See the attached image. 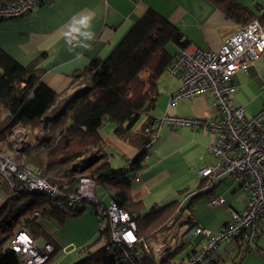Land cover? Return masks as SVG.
Listing matches in <instances>:
<instances>
[{
    "label": "trees",
    "instance_id": "1",
    "mask_svg": "<svg viewBox=\"0 0 264 264\" xmlns=\"http://www.w3.org/2000/svg\"><path fill=\"white\" fill-rule=\"evenodd\" d=\"M207 1L241 26L258 20L264 27L263 7L257 13L237 0ZM170 44L180 51L191 43L177 26L148 9L106 59H93L84 70L72 75L76 87L68 98L64 97L66 93L58 94L44 84L41 65L46 54L22 65L0 48V141L17 126L42 133L41 138L36 137L17 151L12 160L57 185L64 198L82 177L94 179L119 207L133 213L138 235L146 242L159 239L167 231V222L172 217L178 222L181 212L202 195H194L179 211V202L175 201L147 213H143V203L135 202L131 195L133 179L152 143L145 132L153 126L151 117L138 131L134 127L157 106L159 80L176 56L168 51ZM107 124L114 127L117 137L139 150L123 168H114L106 152L107 143L100 130ZM86 209L66 215L55 209L52 199L44 194L20 191L16 197L9 195L0 204V264H19L18 256L5 248L20 230L27 229L35 239L47 236L38 217L59 215L63 223L66 217H78ZM109 237V230L101 229L97 241L85 249L87 255L75 264H155L142 245L132 250L107 247ZM182 249L183 245L177 247L161 264H177L175 258Z\"/></svg>",
    "mask_w": 264,
    "mask_h": 264
},
{
    "label": "crops",
    "instance_id": "2",
    "mask_svg": "<svg viewBox=\"0 0 264 264\" xmlns=\"http://www.w3.org/2000/svg\"><path fill=\"white\" fill-rule=\"evenodd\" d=\"M237 1L257 13L258 8H264L263 0ZM148 9L155 10L177 26L189 39L190 50L199 48L217 51L242 27L227 19L222 11L207 0H50L25 17L0 19V48L22 65H27L40 55L46 54L41 65L45 70L43 82L58 94L66 93L64 97L68 98L76 87L72 83V75L84 70L93 59H106ZM69 35L78 36L80 43L70 46L67 43ZM176 50L178 53L177 47ZM233 84L236 87L234 104L243 107L248 117L258 114L264 107V55L248 69L247 73L240 71L235 73ZM178 86V80L171 75L161 77L157 106L149 116L141 117L134 131H138L148 117L158 119L169 115L207 120L215 115L214 100L206 95L183 100L175 107L169 106L170 97ZM154 129L157 138L147 148V156L140 170V181L133 182L131 193L133 200L143 203V213L175 201L179 202L177 210L179 211L192 199L193 196L189 199L187 197L188 191L192 188L194 195L200 193L202 194L200 198L203 196L207 198V206L212 217L207 219L200 216L198 219L190 210V215L181 219L183 213H188L189 210L186 209L181 212L177 228L191 222L217 233L230 220L229 208L242 210L247 204L248 195L227 175L200 176V170L216 163L209 151L215 135L205 129L191 127L155 125ZM100 133L107 143L106 152L111 156L113 167H125L139 153L137 148L116 136L111 124H107ZM196 178L198 180H195ZM238 192L244 193L245 198L237 196ZM104 194L109 196L106 191ZM9 195V187L0 177V204ZM211 195L223 197L225 204L209 206L208 198ZM97 199L104 202L103 199L98 197ZM90 235L91 238L97 235L91 227ZM35 240L39 245L52 244L62 253H77L79 257H85L80 250H85L87 246L68 252L64 251L65 248H61L56 240H46L43 243H40L39 239ZM197 240L199 243L201 238L191 236L187 243L183 242L175 247L176 249L183 245V249L175 258L177 264L182 263L197 249L198 243H195ZM256 243L244 247L238 240H231L227 247L218 248L214 254L215 264L227 263L229 256L225 254L227 250L224 252V248H229L228 254L231 257L236 255V259L243 252V259L239 264H247L249 251ZM152 258L157 264L155 258L153 256ZM18 262L21 264L19 258Z\"/></svg>",
    "mask_w": 264,
    "mask_h": 264
},
{
    "label": "built area",
    "instance_id": "3",
    "mask_svg": "<svg viewBox=\"0 0 264 264\" xmlns=\"http://www.w3.org/2000/svg\"><path fill=\"white\" fill-rule=\"evenodd\" d=\"M49 1L0 0V19L25 17ZM67 43L76 46L80 43V38L69 35ZM263 55L264 27L258 20L242 26L217 51L199 48L180 50L167 69L179 82L177 90L170 97L169 106L175 107L183 100L206 95L214 100L215 115L207 120L165 115L161 119H150L153 126L145 129L152 142L157 138L155 125L205 129L215 135L209 151L216 163L200 170V176L227 175L248 195L247 204L242 210L229 208L230 220L217 233L191 222L177 228L176 218L172 217L166 224L167 231L156 243L146 242L138 235L133 213L119 207L112 198L108 205L98 200L96 192L99 186L90 177H82L73 191L64 198L57 185L15 163L2 151L0 177L7 183L11 197L18 196L20 191L44 194L52 199L55 209L66 215H73L78 210L92 205L100 229H108L110 232L107 247L132 250L137 245H142L143 251L153 256L157 264H161L177 245L187 243L191 236L200 237L197 249L180 264H215L214 254L224 242L238 240L247 247L256 243L262 234L264 107L255 116H246L244 108L234 104L236 87L233 84V76L239 71L247 73ZM133 180L140 181V171ZM208 200L211 207L225 204V199L217 195L209 196ZM7 248L18 256L21 264H47L56 253L52 244H37L25 228L8 241ZM80 252L87 255L86 250Z\"/></svg>",
    "mask_w": 264,
    "mask_h": 264
},
{
    "label": "rangeland",
    "instance_id": "4",
    "mask_svg": "<svg viewBox=\"0 0 264 264\" xmlns=\"http://www.w3.org/2000/svg\"><path fill=\"white\" fill-rule=\"evenodd\" d=\"M249 4L252 5L251 2H249ZM168 50L172 52V54L174 55L177 53L176 46L173 44L168 45ZM167 75L170 74L166 71L164 76ZM36 137L41 138L42 133L38 130L31 131V129L26 126H17L11 132V134L7 138H5L4 141H0V151H2L3 154L7 157L10 158L15 157L16 155H18L17 151H20L25 145L33 141ZM195 180H198V178H196ZM192 190L193 189L191 188V190H189L187 193L188 199L194 196ZM96 195L99 199L104 200L105 205H108L110 203L111 198L108 195L105 196L102 188L97 189ZM237 196H242L245 198V194L242 192H238ZM207 204H208L207 198L204 196L194 200L191 209L188 208L189 210L188 213H183L181 219L187 218L190 215L191 211L198 219L201 218L200 216L204 218L207 217V219H210L212 217V214ZM47 211L49 212L52 211L50 206L47 208ZM56 216L57 217H51V216L38 217V223L43 227L45 234L48 237H50L48 238L47 236L44 235L39 236L38 239L40 243H43L46 240L49 241L56 240V242L61 248H65L64 251L71 252L73 249H77V248L82 249L84 246L88 247L94 244L99 238L98 233L100 231V227L93 214L92 205H89L88 209L78 217L77 216L66 217L63 223H61L60 221L59 218L60 216L59 215ZM223 218L224 216H222V219ZM263 223H262L263 233L260 236L259 242H257L254 246L251 247V250L249 251L247 264H264V257L262 255L264 250ZM90 227L94 232L96 231L97 235L95 237L92 238L90 237L91 236ZM157 240L159 239L157 238L155 241ZM195 243H198V240ZM228 243H231V240L227 241L226 243H223L220 248L223 249L224 246L227 247ZM225 250L227 251L225 252ZM229 250H230L229 248L226 249L224 248L225 254L229 256V258L226 261L227 262L226 264H239L243 259L244 253L242 252V254L236 259V255H232L231 257V255L228 254ZM81 259L82 258L79 257L77 253L65 254L62 253L60 249H58V252L54 255V257L51 259L49 264H59V263L61 264L63 260L64 262L62 264H75Z\"/></svg>",
    "mask_w": 264,
    "mask_h": 264
},
{
    "label": "water",
    "instance_id": "5",
    "mask_svg": "<svg viewBox=\"0 0 264 264\" xmlns=\"http://www.w3.org/2000/svg\"><path fill=\"white\" fill-rule=\"evenodd\" d=\"M5 250H6V252H9V251H10V249H9V248H6Z\"/></svg>",
    "mask_w": 264,
    "mask_h": 264
}]
</instances>
